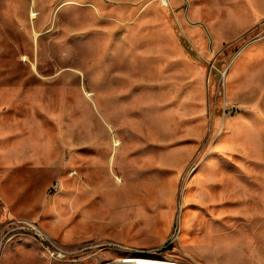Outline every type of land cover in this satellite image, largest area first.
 Returning a JSON list of instances; mask_svg holds the SVG:
<instances>
[{
	"label": "rangeland",
	"instance_id": "1",
	"mask_svg": "<svg viewBox=\"0 0 264 264\" xmlns=\"http://www.w3.org/2000/svg\"><path fill=\"white\" fill-rule=\"evenodd\" d=\"M134 258L264 264V0H0V264Z\"/></svg>",
	"mask_w": 264,
	"mask_h": 264
},
{
	"label": "bare ground",
	"instance_id": "2",
	"mask_svg": "<svg viewBox=\"0 0 264 264\" xmlns=\"http://www.w3.org/2000/svg\"><path fill=\"white\" fill-rule=\"evenodd\" d=\"M65 253H62L59 254L60 256H63ZM131 261H145V262H155V263H161V264H164L165 262H163L162 260H157V259H147V258H138V259H132Z\"/></svg>",
	"mask_w": 264,
	"mask_h": 264
},
{
	"label": "built area",
	"instance_id": "3",
	"mask_svg": "<svg viewBox=\"0 0 264 264\" xmlns=\"http://www.w3.org/2000/svg\"><path fill=\"white\" fill-rule=\"evenodd\" d=\"M57 250L59 251V252H58V255L61 254V252H62V253H65L64 250H62L61 248H60V249H57ZM64 255H66V253H65ZM60 257H61V256H60Z\"/></svg>",
	"mask_w": 264,
	"mask_h": 264
},
{
	"label": "trees",
	"instance_id": "4",
	"mask_svg": "<svg viewBox=\"0 0 264 264\" xmlns=\"http://www.w3.org/2000/svg\"><path fill=\"white\" fill-rule=\"evenodd\" d=\"M169 248H172V247H169Z\"/></svg>",
	"mask_w": 264,
	"mask_h": 264
},
{
	"label": "water",
	"instance_id": "5",
	"mask_svg": "<svg viewBox=\"0 0 264 264\" xmlns=\"http://www.w3.org/2000/svg\"><path fill=\"white\" fill-rule=\"evenodd\" d=\"M169 264H171V263H169Z\"/></svg>",
	"mask_w": 264,
	"mask_h": 264
}]
</instances>
